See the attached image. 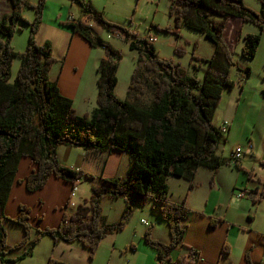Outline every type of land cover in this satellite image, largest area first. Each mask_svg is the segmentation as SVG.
<instances>
[{"label":"trees","instance_id":"obj_1","mask_svg":"<svg viewBox=\"0 0 264 264\" xmlns=\"http://www.w3.org/2000/svg\"><path fill=\"white\" fill-rule=\"evenodd\" d=\"M8 1L11 9L0 18V263L16 262L32 255L33 248L44 236L54 243L79 242L92 258L104 237L125 228L134 206L142 207L150 201L157 207L158 218L167 225L169 233L167 243L152 237L151 224L143 233L144 243L156 252V264H191L184 256L170 258L185 235L182 220L190 210L185 196L180 203L169 199L167 179L184 178L192 188L197 169L206 168L211 171L208 184L212 187L217 169L230 164L228 159L217 155L221 134L212 117L223 89H231L235 83L229 78V69L234 67L239 71L243 81L249 77L250 67L241 69L235 63L223 32L229 18H239L264 32V0H256L260 4L258 12L246 6L244 0H169L168 15L173 29L178 31L185 27L200 32L214 45L207 59L191 56V60L206 63L200 80L190 75L187 68L174 64L171 58H160L149 37L140 38L135 32L108 21L90 1L70 0L81 7L84 19L67 20L63 24L91 47L104 51L97 65L96 107L82 115L75 112L72 101L62 96L56 82L48 77L55 61L51 43L39 45L35 39L45 0H37L36 4L27 0ZM24 6L33 9L31 21L22 16ZM89 19L120 36L129 49L137 51V63L127 86V96L132 97V101L116 96L120 54L92 33ZM20 23L28 26L29 31L24 50L16 52L10 43L15 32L21 30ZM164 31L170 32L171 28L165 27ZM260 38L255 33L242 37L240 56L243 59H253ZM173 53L182 56L183 46H175ZM17 56L20 64L11 81L10 68ZM144 98H148V104ZM61 144L81 146L94 152H125L129 155L127 174L123 178L110 179L100 176L82 204L76 205L70 213L63 212L56 227L36 229V235L31 238L27 207L19 205L13 218L5 215L20 158H29L36 166L22 180L28 192L41 189L51 176L70 184L81 178H93L90 173L58 161L56 149ZM259 165L264 166V161H259ZM246 174L253 176L251 171ZM263 196L264 180L253 202L260 201ZM104 198L125 201L117 220L106 222L103 219L101 200ZM4 219H10L22 230V237L8 248ZM217 223L223 226L220 218H211L208 222L211 228ZM222 239L219 253L229 254L224 234ZM21 247L25 249L18 257H6L8 251ZM130 247L134 249L133 245ZM244 260L252 264L247 251ZM46 264L68 263L49 257Z\"/></svg>","mask_w":264,"mask_h":264},{"label":"crops","instance_id":"obj_2","mask_svg":"<svg viewBox=\"0 0 264 264\" xmlns=\"http://www.w3.org/2000/svg\"><path fill=\"white\" fill-rule=\"evenodd\" d=\"M67 1H69L71 5L73 4L70 2V0ZM56 2L59 6H61V8L67 5L66 2H62V0H56ZM244 3H246L245 0ZM92 7L98 10L93 5ZM258 7L260 8V4ZM251 8L256 9L255 6H251ZM259 8L258 10L256 9V11H259ZM10 9L11 7L8 0H0V18L5 13H8ZM78 16L79 17L75 18L72 16L71 12H67L65 15L58 12L54 15L53 19H45L43 17L39 29L35 35V39L37 44L39 45H42L45 42L51 43L52 55L55 61L51 64L48 72V77L51 81L56 82L60 94L72 101L75 112L79 115H82L89 114L96 107V80L98 76L97 65L100 59L103 57L104 53L102 51V48L91 47L80 35L74 33L69 26L63 24L67 21L68 17H72V19L74 20H80L84 17L82 12L78 14ZM88 22L90 30H92L95 35L101 37L99 33L92 29L91 22ZM181 29H185V27H181L179 30L181 31ZM249 33L260 35L261 41H264V32H261L255 25L251 23L242 22L239 18H229L223 32L224 38L228 42L232 51L235 63L238 64L241 68L250 66L252 61V59L245 60L240 56L241 47L243 44L242 37L245 34ZM151 38H153L155 41V37ZM154 41L152 43H154ZM233 41L235 50H233L232 48ZM177 43L178 42L176 37L171 38L170 46L172 48L178 45ZM212 52L213 47L210 54H212ZM134 65L135 61H133V67ZM192 67L193 70H196L195 64H192ZM198 68H200L199 65ZM204 70L205 67H203L202 69V74ZM116 76L117 84L114 89L115 94L122 100L127 99V86L130 76L127 78L125 76L119 79L118 67ZM232 81L235 83L231 89H223L221 99L212 117V122L216 127H219L223 121L229 122L227 133L224 137H221L222 146L220 142L217 150V155H219L222 159H228L233 147L239 143L238 140H234L231 138L230 130L231 128H234L239 122L237 113H239L240 102L244 93V87L240 86L241 83H239L238 79H232ZM123 91L125 92L124 97H122ZM148 102L149 101L147 100L146 103L148 104ZM250 149H252V146ZM247 150L249 149L246 148L245 152L243 150L242 158H245V153ZM56 155L58 161L61 164L75 170H81L83 172L90 173L93 176L92 179H85L89 181L87 182L89 184L86 185L85 188H82L80 186L82 179L78 180L77 185H79L76 189V194L78 192V200L82 199V201L90 196L91 187L97 185L98 178L100 176L108 179L123 178L126 176L129 166V155L118 150L94 152L81 146H68L61 144L56 149ZM241 160L242 159L240 158V160L236 163L230 162V164L228 165H221L216 171L214 184L212 187H210L208 184L211 171L206 168L197 169L193 179L195 186L192 188L188 187L189 183L184 178L169 177L167 179L169 199L173 202L180 203L184 195L187 194L186 206L190 210V212L182 220V223L185 226V235L182 238L181 242L177 245V247H175V249H173V251L171 252V260H174L178 256H184L186 260L190 259L191 264H221L222 262V264H232L228 261L229 254L220 255L219 253L223 241V235L220 234L223 232L221 228L224 227V225L226 226L228 224V221L226 220L227 209H218V211H216V208L213 204L219 201L218 197L220 188L222 189L224 188V186H227V183H231V190L235 188L234 186H236V183L233 182L230 177L234 172L233 167L239 170L243 169ZM255 161L257 163L259 161H264V157H260V155H258ZM260 166L264 168L263 165ZM35 168V164H33L29 158L22 157L18 160L15 179L12 183L9 197L5 205V215L7 216V218H13L18 213L19 205H23L29 209L28 221L32 229L31 238L36 235V229H42L44 227H56L60 222L63 212L70 213L74 210L72 209L69 212L67 211V207L70 206L67 205L66 207V203L68 201L71 184L63 179L51 176L41 189H38L34 192H28L25 189L22 180H24L27 175L34 171ZM254 178H257V176L254 175ZM258 178L256 179L257 181ZM249 180L253 183V186H255L256 183L253 178ZM198 187L202 188L198 189ZM175 191L178 193V195L176 196L174 195ZM197 191V194L199 195L198 198L192 197L191 195ZM118 199L119 198L113 200L117 201ZM103 201L104 199L101 200L102 209L104 203ZM122 201L123 202L119 206L120 213L125 205V201L123 199ZM75 203V206L81 204L80 201H75ZM146 204L148 205V209L156 217V223L163 224L164 222L158 218L157 207L150 201L146 202ZM144 206L145 205H143L142 207ZM102 215L103 219L106 222L112 221L111 219H108L106 217L103 211ZM211 216L213 218L221 217L220 219L223 221V226H220L218 225L219 223H217V226L210 229V227L208 226V222ZM7 220L10 221V219ZM146 222L148 223V225H150L148 221ZM164 229L166 230V236L159 239L167 243L169 241L167 225ZM153 234V237L156 238L155 233ZM227 235L228 233L226 234V239ZM19 238H21L20 235ZM256 242L260 246L257 245L256 247H254V244H256ZM262 242V239L255 241L250 238H248L245 243L242 241L243 260L244 252L247 251L251 263L255 264L257 256L256 253H258L260 249H262ZM64 243L67 245L77 246L82 250H51V254L49 257H54L58 260L67 262L68 264H72L73 259L70 257L71 255L79 253L80 257L84 259L86 257V254H89L88 250L79 242L73 241ZM52 244L53 247H57L60 245L59 242L54 243L53 240ZM19 249L8 251L6 257H18L20 254H22L21 252L24 251L25 247H21ZM131 251L132 253H134L135 250ZM150 251L151 252H147L148 254L144 260V264H156V252L154 250ZM64 252H66L68 256L65 255ZM30 256L24 257L16 262H1L0 264H13L17 262L24 263L25 261H30V259H27ZM197 258L201 260L198 262ZM116 260L117 259L110 258L109 264H118ZM243 262L244 264H246L245 260Z\"/></svg>","mask_w":264,"mask_h":264},{"label":"rangeland","instance_id":"obj_3","mask_svg":"<svg viewBox=\"0 0 264 264\" xmlns=\"http://www.w3.org/2000/svg\"><path fill=\"white\" fill-rule=\"evenodd\" d=\"M27 1L31 4L37 3V0ZM63 1L66 2L67 5L61 8V6L57 4L56 0H45L42 18L44 17L45 19H53L54 15L58 12L63 13L64 15L67 12H71L73 17H79L78 14L82 12L81 7H79V5L76 3L71 5L69 1L62 0V2ZM90 1L95 8L103 12L104 17L108 21L135 32V34L140 38L144 36L155 37L153 45L157 55L160 58H171L174 64H179L187 68L190 75L195 76L196 79L200 80L202 78V69L203 67H206V63L201 60H191V56L194 55L202 59H207L211 56L210 53L212 51V47L214 49V45L200 32L186 28L181 29V31H175L173 29L172 19L168 15V0ZM245 2L246 3L244 4L249 8H251V6H255L258 10L259 3L256 0H245ZM256 9L253 10L256 11ZM22 16L27 21H31L33 18V9L31 7L24 6L22 8ZM83 19L84 17L81 20ZM89 21L92 24V29L99 33L102 39L108 42L114 49L118 50L120 54V61L118 62V78L121 79L125 76L126 78L129 77L132 71L131 69H133V61H135V64L137 63V51L128 49L127 43H125L120 36L103 29L96 21L92 19H89ZM19 25L21 30L15 32L10 43L11 47L16 52H22L24 50L29 31L28 26L25 24L20 23ZM165 27H170L171 31H164ZM177 34H179V37ZM175 37L177 38V44L182 45L184 48V54L182 56H176L173 53V48L170 46L171 38ZM263 42L264 41H261L260 39L258 52L253 57L251 65L247 66L250 67V75L247 79L244 78L245 80L242 79L243 81H241L239 71H236L234 67L229 69V78L231 80L238 79L239 83H241L240 86L244 87L239 113H237L239 122L234 128H231L230 136L232 139L239 141L238 144L243 148L244 152L247 148V143L250 142L252 146V149L246 151L245 158H241L243 169L239 170L233 167L234 172L230 178L236 183V186H234L235 188L232 190L230 189L231 183H227V186H224L222 189L220 188L218 197L219 201L213 204L216 208V211H218V209H227L226 220L228 221V224L221 228L223 232L220 234H224V240L229 246L228 261L232 264H244L242 257V241L245 243L248 238L255 241L259 239L263 240L261 244L262 249L256 253L257 256L255 264H264V196L260 201L255 203L253 202L256 192H258V189L261 187V182L264 180V168L259 165V162L257 163L255 161L258 155H260V157H264ZM232 48L235 50L234 41L232 42ZM19 64L20 58L17 56L13 59L10 68L11 81L16 74ZM192 64H195L196 70H193ZM198 65L200 68H198ZM124 95L125 92L123 91L122 97H124ZM145 96H148V94ZM127 100L132 101V97L128 96ZM143 100L146 102L148 98H144ZM221 137L220 142L222 146ZM247 171H251L253 176L248 177L246 174ZM254 175H256L257 178L259 177L258 181L256 180L257 178H254ZM251 178H253L255 181V186H253V183L249 180ZM81 179L82 181L80 186L85 188L86 185L89 184L87 183L89 181L83 178ZM201 188L202 187H198V189ZM238 190L245 191L244 197H236L235 192ZM197 193L198 191L194 192L191 196L198 198L199 195ZM174 195L176 196L178 193L175 191ZM184 196L186 198L187 194ZM78 198L77 192L75 196L71 197V200L74 203L75 201H80L82 204V199L78 200ZM103 202L102 211L106 217L112 221L117 220L120 216L119 206L123 202L122 199L119 198L117 201H115L113 199L104 198ZM74 207L68 206L67 211L69 212L70 210L74 209ZM218 218L216 217V219ZM142 219L153 225L152 237L154 235L153 233H155L156 237H153L154 239L160 240L159 238L166 236V230L164 229L166 228V224L156 223V217L148 209V205L145 203L144 207H133L132 215L125 228L121 232L108 235L101 240L92 258H89V254H86L84 259L80 257L79 253L73 254L70 256L73 259L72 264H109L110 258L117 259L116 261L118 264H144V260L148 254L147 252H151L150 250L153 249L148 247L143 241V233L147 226L141 223ZM3 222L7 232L6 245L8 248L20 239L19 235L22 237V230L19 225L8 221L7 219H4ZM210 229L212 228L210 227ZM227 233L228 235L226 239ZM59 244V246L53 247L52 239L48 236H44L33 248V256L27 258L30 259V261H25L24 263L17 262L13 264H46V260L50 256L51 250H82L77 246L67 245L64 242L62 243V241H60ZM131 245H133L134 249L130 247ZM257 245L258 244L256 242L254 247ZM131 250H135L134 253H132ZM64 254L68 256L66 252H64Z\"/></svg>","mask_w":264,"mask_h":264},{"label":"built area","instance_id":"obj_4","mask_svg":"<svg viewBox=\"0 0 264 264\" xmlns=\"http://www.w3.org/2000/svg\"><path fill=\"white\" fill-rule=\"evenodd\" d=\"M67 20H73V19H72V17H68ZM149 41L153 42L154 39L150 37ZM218 128H219L221 136L224 137L225 134L227 133L228 128H229V122H227V121L224 122L223 121L222 124ZM246 147L248 149H250L251 148V144L247 143ZM242 155H243V148L240 145L236 144L233 147V149L231 150V153H230V156H229L228 160L231 163H236V162H238L240 160V158H242ZM77 183H78V180H76L75 183L71 184L70 193H69V197H68V201H67V205H70L71 207L75 206V203L71 200V197H73L75 195V192H76V189H77ZM235 194H236L237 198H242L245 195V191L244 190H238L237 192H235ZM141 222L148 226V223L146 221L141 220ZM200 260L201 259L197 258L198 262Z\"/></svg>","mask_w":264,"mask_h":264}]
</instances>
